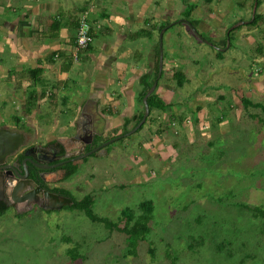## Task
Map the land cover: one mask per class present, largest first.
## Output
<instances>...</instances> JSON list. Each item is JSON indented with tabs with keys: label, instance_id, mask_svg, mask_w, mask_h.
<instances>
[{
	"label": "rangeland",
	"instance_id": "374dc122",
	"mask_svg": "<svg viewBox=\"0 0 264 264\" xmlns=\"http://www.w3.org/2000/svg\"><path fill=\"white\" fill-rule=\"evenodd\" d=\"M144 2L147 0H136L133 6L139 8ZM151 2L142 21L125 40L123 48L131 54L126 52L121 62L137 64L145 53L148 56L153 42L160 40L161 30L152 27L160 22L161 11L173 10L162 39L165 57L171 49H181L183 56L177 58L190 79L189 74L200 67L207 66L209 71L225 65L213 80L215 90L223 96L214 99L218 92L207 93L212 100L210 117L222 118L223 127H217L209 117L202 123L211 125L195 128L192 142L182 130L178 140L167 139L158 154L148 156L147 143L155 140L148 130L152 111L141 129L78 161L74 175L64 180L58 174L49 180L50 187L65 188L77 199L91 194L94 213L119 227L124 224L123 209L131 208L138 214L139 203L151 200L150 232L135 252L130 250L123 232L93 222L80 210H71L67 205L45 210L37 205L9 208L0 215V264H264V217L244 207L247 204L264 209V0L256 6V24L252 20L254 0ZM193 2L196 7L190 20L199 21L196 33L189 30L188 21L180 13ZM208 6L219 15L201 11ZM148 20L152 22L146 24ZM228 28L233 30L227 47L223 37ZM217 49L222 50L223 61L216 59ZM173 69L169 67L166 72ZM212 73L208 72L210 76ZM74 77L79 78L77 86L82 87L80 76ZM173 80L168 83L176 86L175 77ZM4 83L0 81V123L13 124L17 100L15 105L8 101L11 90ZM183 85L175 88L180 91L175 100L190 108L194 100L184 96L201 92L203 87L194 80ZM243 98L251 104L244 105L248 101ZM68 102L74 110L75 97ZM43 110L42 122L57 126L58 114ZM60 119L63 122L64 115Z\"/></svg>",
	"mask_w": 264,
	"mask_h": 264
},
{
	"label": "crops",
	"instance_id": "0c3cea01",
	"mask_svg": "<svg viewBox=\"0 0 264 264\" xmlns=\"http://www.w3.org/2000/svg\"><path fill=\"white\" fill-rule=\"evenodd\" d=\"M135 1L87 0L81 7L82 0H0V81L5 82L6 89L9 87L11 90L8 101L15 105L14 100H17L14 123L6 124L2 121L0 127L18 131L22 137L31 140L43 139L41 142L61 143L73 140L85 122H88L92 129L94 138L99 140L117 136L125 128L131 130L144 112L143 102L139 100L142 90L140 79L142 76L152 79L157 59L155 40L148 56L145 53V57L141 56L137 64L128 62L125 65L121 62V56L131 54L129 49L123 48L125 40L132 35L136 24L142 21L150 3H153L147 0L139 8H135ZM85 10H89L93 41L86 49L76 51L78 19ZM201 11L210 16L219 15L217 10L211 9L210 6ZM172 12L171 9L161 11L158 16L160 22L152 28L158 31L161 25L169 26ZM183 12L180 11L181 15ZM192 13L193 11L189 19ZM151 22L152 20H148L146 24ZM197 25L199 21H196V29ZM189 30L192 31L190 28ZM150 32L152 33V30ZM213 38L217 44L216 38ZM165 40L167 41V38ZM180 51L182 52L175 47L170 50V56L166 57L163 52L161 75L164 78L157 80L155 93L164 103L171 104L172 108L166 111L152 110L153 116L148 122V130L152 132L155 140L147 143L148 150H145V153H148V156L158 154L167 145V139L175 137L178 140V133L182 130L188 142H192L190 138L195 128L204 129L211 125L202 123L210 117L212 100L208 99L207 93L211 90L218 92L219 95L214 99L223 96L219 89L215 90L217 87L213 80L219 71L225 69V65L222 63L218 69H209L213 71L212 76L208 74L207 66L203 67L204 69L200 67L197 72L189 74L190 79L178 61L177 56H183ZM217 51L216 59L223 61L222 50ZM80 62L81 66H75ZM86 63H90L89 67ZM169 67L175 68L174 72L184 73V84H190L192 80L200 82L203 87L201 92H193L190 97L184 96L194 100V106L187 108L183 106L185 104L175 100V95L180 94L177 90L184 85L179 87L168 83L174 81L175 77L174 72H166ZM75 75H79L80 80L84 82L82 87L77 86L79 78H75ZM218 84L220 83L217 82ZM29 90L34 93L29 94ZM15 91H19L21 95ZM73 96L76 101L73 103L74 110L68 104L69 98ZM184 99L181 101L185 102ZM215 104L217 106V102ZM43 108L58 114L55 119L57 126L54 128L45 121L42 122ZM61 115H64L63 122L60 121ZM210 118L217 123V127H223L225 121L222 118Z\"/></svg>",
	"mask_w": 264,
	"mask_h": 264
},
{
	"label": "flooded vegetation",
	"instance_id": "af4514ba",
	"mask_svg": "<svg viewBox=\"0 0 264 264\" xmlns=\"http://www.w3.org/2000/svg\"><path fill=\"white\" fill-rule=\"evenodd\" d=\"M85 123L81 125L79 132V135H81L80 138L75 137L73 138V140L70 139L68 141H65L64 143L58 141L41 142L35 141L33 139L31 140L25 136L22 137L21 143L18 145V148H16L14 152L9 155H6L3 159L0 160L2 161L0 163V175L2 177V179L0 180V191L5 192L4 194L6 195V201H0V205L2 204L3 206L7 207V209L12 208L14 210L19 209V207H37L38 204H29V202L25 200L16 202L14 206H8L6 204V202H13L11 199L12 189L18 182L22 181L21 179L17 178L15 171L17 170L20 174H23L22 162L27 158L31 159V162L26 161V163L28 169V178L32 180V187H30V189L27 188L23 190V192H21L20 195H18L17 197L19 198L23 196L24 193L28 190H35L37 186L42 189H46L49 192L55 193L52 191V189H54L55 187L58 188L59 186L50 187L48 184L49 180L53 179L54 176L56 177L58 174H60V177L58 178L63 179L66 172V164L76 163L78 166V161H81L87 157L86 156L84 158L79 159V156L89 152L96 146H99L100 144L105 142V140H103L104 142L102 141V143L96 144V146H94V134L90 126H88L89 124L86 125ZM83 127H88V131L93 134L90 143L86 142L90 140V138L89 135H84ZM0 133H3V137L4 135L8 134L10 137H15L17 134H19L18 131H9L3 126L0 127ZM3 150L4 147H2L0 152L2 153ZM5 165H9L11 167L7 168ZM9 170H11V173L8 172ZM55 194L64 196L63 194L59 193ZM38 195L40 198H42L41 193H39ZM8 197L10 198L9 200L7 199Z\"/></svg>",
	"mask_w": 264,
	"mask_h": 264
},
{
	"label": "trees",
	"instance_id": "16d2710c",
	"mask_svg": "<svg viewBox=\"0 0 264 264\" xmlns=\"http://www.w3.org/2000/svg\"><path fill=\"white\" fill-rule=\"evenodd\" d=\"M262 1L263 0H256L257 7L260 6ZM253 4H254V2L252 3V6H253ZM194 7H195V4L192 3L188 9L186 8V10H184V12H183V18L188 20L189 28L192 29V31L194 33H196V32H198L196 29V26H195L196 21L189 19L191 11L194 9ZM256 17H257V15L255 14L254 24H256V20H255ZM165 25L166 24L159 26L158 30L160 31L162 28L166 27ZM233 29H231L229 31L228 35H227V30H226L225 44H226L227 37L229 36L230 32ZM158 56H159V42L156 44V58L157 59H156V65H155V72H154V75L152 76V79H146V78H144V76H142L140 79L142 82V90L140 92L139 100L141 103H142V99H143L145 93L151 87L153 82L155 80H159L162 77V75H161L159 78H157V75H158ZM173 76H175V78L177 77V79H176L177 85L179 87H182L184 82H185L184 76H182V74H180L179 71L175 72ZM246 100L248 101V103H244V105L251 104V101L248 98L247 99L243 98L242 101H246ZM147 101L149 104V113L153 109H156L158 111H166L169 108H172L171 104H166L160 98H158L155 91L148 97ZM256 106H259V105L256 104ZM149 115H148V117H149ZM142 117H143V113L140 115L139 119L136 121L135 126L142 119ZM143 124L137 130L141 129L143 127ZM126 132H128V130H126V128H125L123 130V132L119 135H121V137H123L122 134H124ZM108 139H110V138H107L105 141H107ZM97 140L98 139L95 138L94 146H96V144H100L97 142ZM77 170H78V166L76 163L66 164L65 165V171L66 172H65L63 179L64 180L68 179L69 177L74 175L77 172ZM52 191L55 193L63 194L65 197H68L72 200L71 205L66 206V208H71V210H80L93 222H100L104 225L105 228H107L109 230L116 229L120 232H123L126 235L127 244L129 243L131 246V248H130L131 251L134 250V252H135L138 243L140 241L144 240L146 238V236L148 235V233L150 232L149 221L152 218V211H153V203L151 200H143L142 202L139 203L138 208H139L140 212L138 214H135V212L131 208L123 209L122 210V217L124 218V224L122 227H119L117 223L110 220L109 218L98 216L94 213V211L92 209V206L94 204V199H93L91 194H85L80 199H77L71 194V192L69 190L62 188V187H58V188L55 187L54 189H52ZM244 207L252 209L253 213L255 215L264 217V209H262L258 206L250 207L247 204H245ZM6 210H7V207H5L1 204L0 205V215L4 214V212H6Z\"/></svg>",
	"mask_w": 264,
	"mask_h": 264
},
{
	"label": "water",
	"instance_id": "95a60500",
	"mask_svg": "<svg viewBox=\"0 0 264 264\" xmlns=\"http://www.w3.org/2000/svg\"><path fill=\"white\" fill-rule=\"evenodd\" d=\"M256 6H257V2L256 0L254 1L253 4V8H252V20L254 18L255 15V10H256ZM250 23L248 22H240L239 24H236L233 26V28L239 26L240 24H248ZM165 28L160 31V40H159V57H158V75L157 78H159L161 76V72H162V68H163V49H162V38H163V32H164ZM231 30V29H230ZM229 29L227 30V35L230 31ZM229 46V38L227 37V47ZM157 86V80H155L153 82V84L151 85V87L148 89V91L145 93L142 102H143V107H144V114L142 119L137 123L136 126H134L131 130H129L128 132L122 134V136L134 133L146 120V118L149 115V104H148V97L155 91ZM86 125H88V123H85ZM83 133L84 135H89L90 140L86 141L87 143L91 142L92 136L93 134L90 133L88 131V127H83ZM75 137H81V135L76 134ZM121 137V135H118L114 138H111L109 140H107L106 142L100 144L99 146H96L95 148H93L92 150H90L89 152L79 156L78 158H84L88 155H91L93 152L102 149L103 147H105L107 144L119 139ZM2 139V140H1ZM21 139L22 136L17 134L15 137H10L9 134L8 135H4L3 137V133H0V150L2 149V147H4V150L2 151V153L0 152V160L3 159L6 155L11 154L12 152H14L16 150V148H18V145L21 143ZM5 151V152H4ZM4 152V154H3ZM27 162H31L30 158H27L25 160H23L22 165H23V174H20L17 170L15 171V174L17 176V178L21 179L22 181L18 182L12 189L11 192V199L13 202H6V204L9 205H15L16 202L18 201H27L29 202V204L31 203H36L38 204L41 208L43 209H50V210H57V209H61L64 206H69L72 203V200L68 197L65 196H61L52 192L47 191L46 189H42L39 186L36 187L35 190H28L24 193L23 196L21 197H17L18 195H20L21 192H23V190L32 187L31 186V182L32 180L28 178V169H27ZM2 161H0L1 163ZM7 168L11 167L9 165H5ZM3 166V167H5ZM8 172L11 173V170H9ZM2 179L1 175H0V180ZM0 201H6V195L4 194L5 192L0 191ZM39 193L42 194V198L39 197ZM8 200L10 199L9 197L7 198Z\"/></svg>",
	"mask_w": 264,
	"mask_h": 264
},
{
	"label": "built area",
	"instance_id": "2783aa9c",
	"mask_svg": "<svg viewBox=\"0 0 264 264\" xmlns=\"http://www.w3.org/2000/svg\"><path fill=\"white\" fill-rule=\"evenodd\" d=\"M93 41L92 26L89 20V10H85L79 16L75 36V50L86 49Z\"/></svg>",
	"mask_w": 264,
	"mask_h": 264
},
{
	"label": "bare ground",
	"instance_id": "6f19581e",
	"mask_svg": "<svg viewBox=\"0 0 264 264\" xmlns=\"http://www.w3.org/2000/svg\"><path fill=\"white\" fill-rule=\"evenodd\" d=\"M5 134V133H4ZM1 193V192H0Z\"/></svg>",
	"mask_w": 264,
	"mask_h": 264
}]
</instances>
